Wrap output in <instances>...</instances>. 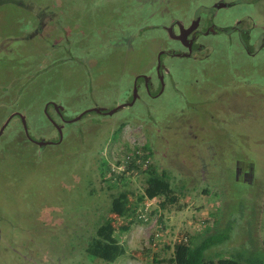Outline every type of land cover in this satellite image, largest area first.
<instances>
[{"label": "rangeland", "instance_id": "1", "mask_svg": "<svg viewBox=\"0 0 264 264\" xmlns=\"http://www.w3.org/2000/svg\"><path fill=\"white\" fill-rule=\"evenodd\" d=\"M214 2L0 0L1 113L29 106L31 132L57 140L46 101L71 119L95 105L118 106L138 72L152 73L168 45L182 48L165 27L206 15ZM216 16L226 23L250 16L264 33V0H238ZM205 41L206 60L161 56L171 69L161 96L113 115L89 112L63 126L59 144L41 151L19 124L7 129L0 264H168L176 242L217 232L230 237L208 251L207 264L264 251V51L252 58L226 36ZM137 151L140 170L127 167ZM151 165L168 174L178 197L166 208L162 196L136 204ZM120 191L130 214L143 215L126 232L120 227L132 216L111 212ZM109 218L126 247L114 262L86 251Z\"/></svg>", "mask_w": 264, "mask_h": 264}, {"label": "flooded vegetation", "instance_id": "2", "mask_svg": "<svg viewBox=\"0 0 264 264\" xmlns=\"http://www.w3.org/2000/svg\"><path fill=\"white\" fill-rule=\"evenodd\" d=\"M237 1L238 0H236V2L216 0L211 7L213 10L211 9V11L204 16L197 14L196 16H192L188 22H184L181 19L171 21L169 25L165 27V30L166 32L169 31L171 39L180 44L182 48H177L174 45L169 46L167 44L168 48L159 55L158 61L154 65L155 69L152 73L148 72V69L145 72H138L132 81V89L129 93L126 91L128 94L125 98H123L122 102H120L118 106L116 104L115 106L106 108L101 105H95L92 109H88L80 114V119H82L84 115L89 112L113 115L123 107H132L138 101L146 102V97L157 98L161 96L167 87V76H170L171 74L170 67L166 65L164 61H161V56L166 54L169 57L189 58L199 61L206 60L212 53L211 45L205 41V37L207 36H226L231 44L236 40L238 41L237 43L252 58L257 56L259 53H262L264 51V33L255 31L254 20L252 17L247 16L241 19L237 18L232 22L226 23L227 20L220 21L216 16V12L219 9L223 7L230 8L236 4ZM247 1L252 2L253 0ZM46 103L43 108H45V114L49 117L52 126L59 135L57 140L55 138H53L54 140H47L41 136L38 139V137L34 135V132H31L32 126L25 114V112L29 109V106L28 109L26 107L17 108L14 104L7 107V110H12L9 114L1 113L2 111H0V140L8 128L9 130L11 128H16L19 124V126L23 128L26 139L31 143L38 145L39 150L41 151L48 145L61 143L63 140V132L61 135L63 126L76 121H72L73 119L66 116V110H64V107L50 101H46ZM121 105L124 106L116 110L114 113H110V111L113 110V107H119ZM96 109L102 110L97 111ZM54 116H56L57 119ZM7 121L8 124L4 127ZM24 122H26V125ZM41 139H44L42 145L39 144ZM46 142L47 144H45Z\"/></svg>", "mask_w": 264, "mask_h": 264}, {"label": "trees", "instance_id": "3", "mask_svg": "<svg viewBox=\"0 0 264 264\" xmlns=\"http://www.w3.org/2000/svg\"><path fill=\"white\" fill-rule=\"evenodd\" d=\"M137 157H140L137 153L131 157L132 159L127 167L132 164L140 170L142 164L137 163ZM143 159L145 160L144 157ZM144 171H146V184L144 192L138 196L137 206L146 199H154L161 196L164 197V201L161 203L163 208H166L167 204H174L178 201L168 174L165 172L160 173L154 165ZM130 210L128 192L120 191L112 199L111 212L118 217L132 216L127 224L120 227L122 232L128 231L131 225L137 221L143 220V215H135V212L132 215ZM116 230L114 218H109L100 224L96 229L95 235L88 241L87 253L93 258H99L106 262H114L124 255L126 247L115 236ZM229 237L227 234L219 235L217 232L200 235L198 238L195 237V240L190 243L178 241L174 245L173 255L169 259L168 264H207L208 251ZM218 264H264V251L256 249L237 251L232 253L231 256L219 258Z\"/></svg>", "mask_w": 264, "mask_h": 264}, {"label": "water", "instance_id": "4", "mask_svg": "<svg viewBox=\"0 0 264 264\" xmlns=\"http://www.w3.org/2000/svg\"><path fill=\"white\" fill-rule=\"evenodd\" d=\"M124 105H121V106H119V107H116V108H114L113 110H111L110 111V113H114L116 110H118L119 108H121V107H123ZM97 111H101L102 109H96ZM81 118V115L78 117V118H75V119H73L72 121H77L78 119H80ZM25 121V120H24ZM25 123V125H26V122H24ZM8 124V121L5 123V125H4V127L6 126ZM27 129V128H26ZM61 131V130H60ZM61 135H62V131H61ZM63 138V137H62ZM61 138V139H62ZM43 141H44V139H41V141L39 142V144H41L42 145V143H43ZM45 144H47V142L45 143Z\"/></svg>", "mask_w": 264, "mask_h": 264}, {"label": "built area", "instance_id": "5", "mask_svg": "<svg viewBox=\"0 0 264 264\" xmlns=\"http://www.w3.org/2000/svg\"><path fill=\"white\" fill-rule=\"evenodd\" d=\"M137 154L140 156L139 159H138V161L140 162L142 153H141V151H137ZM128 158H131V155H128Z\"/></svg>", "mask_w": 264, "mask_h": 264}]
</instances>
